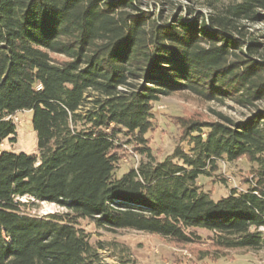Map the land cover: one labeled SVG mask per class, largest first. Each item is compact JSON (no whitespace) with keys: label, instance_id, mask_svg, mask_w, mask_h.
Masks as SVG:
<instances>
[{"label":"trees","instance_id":"1","mask_svg":"<svg viewBox=\"0 0 264 264\" xmlns=\"http://www.w3.org/2000/svg\"><path fill=\"white\" fill-rule=\"evenodd\" d=\"M183 1L211 13L187 5L167 21L141 0H0V264H100L104 245L85 221L264 251V62L243 25L264 23V0ZM182 93L251 114L181 117L185 146L159 160L148 138L155 106ZM22 113L34 155L3 149L17 143ZM239 160L251 176L215 200L201 179L226 186L223 165ZM43 202L65 212L33 215Z\"/></svg>","mask_w":264,"mask_h":264},{"label":"rangeland","instance_id":"2","mask_svg":"<svg viewBox=\"0 0 264 264\" xmlns=\"http://www.w3.org/2000/svg\"><path fill=\"white\" fill-rule=\"evenodd\" d=\"M140 3L142 10L150 12L155 17L162 16L167 21L177 15L185 16L184 13H180V10L187 5L205 16L211 13L201 3L192 5L183 0H141ZM243 25L246 26L248 38L256 39L260 44L257 59L264 62V23L246 21ZM257 107L264 109V103H259ZM215 112L223 113L235 121H240L251 114L250 110L242 109L232 102L226 104L204 102L189 93L162 98L155 106L154 130L148 135L151 147L158 159L163 160L172 155L177 147L185 146L182 138L183 131L178 126L179 118L215 122L217 121ZM17 118V143L11 146L6 142L3 149L34 155L38 152V137L32 127V116L22 113ZM132 153L133 151L128 148V156ZM133 165L134 161L130 159L128 163L121 166L119 174L127 172ZM250 171L247 162L239 160L231 165H223L221 173L228 178V185L223 186L217 183L215 177L201 179V183L205 190L212 191L215 200H218L219 197L228 195L231 189L243 187L242 181L251 176ZM26 199L23 201H27ZM59 212H65V210L56 204L43 202L33 208L31 213L44 216ZM82 226L91 235L94 243L104 245V248L99 250L100 264H264V251L216 252L209 244L181 246L155 235L132 230L109 232L87 221L83 222ZM260 231L264 234V228ZM200 233L204 237L207 236L205 232ZM221 254L224 256L218 258L217 255Z\"/></svg>","mask_w":264,"mask_h":264},{"label":"built area","instance_id":"3","mask_svg":"<svg viewBox=\"0 0 264 264\" xmlns=\"http://www.w3.org/2000/svg\"><path fill=\"white\" fill-rule=\"evenodd\" d=\"M15 120L17 121V120H18V118H15Z\"/></svg>","mask_w":264,"mask_h":264}]
</instances>
